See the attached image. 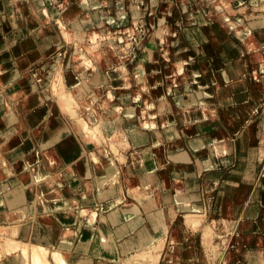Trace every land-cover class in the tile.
<instances>
[{
    "label": "rangeland",
    "instance_id": "1",
    "mask_svg": "<svg viewBox=\"0 0 264 264\" xmlns=\"http://www.w3.org/2000/svg\"><path fill=\"white\" fill-rule=\"evenodd\" d=\"M12 1L0 0V113L9 114L7 123L0 120V133L10 126L21 138L31 136L21 139L28 152L36 149L27 162L40 161L44 149L68 134L79 147L60 163L39 167V175L31 172L35 182L15 195V209H7L17 219L20 210L46 213L60 228L55 213L63 217L73 206L63 227L75 228L78 206L107 214L112 206H137L141 223L128 240L138 247L117 245V221L110 223L120 262L258 264L254 259L264 249V0ZM36 68L45 74L39 86ZM59 76L58 90H70L76 115L55 98L51 82ZM20 88L25 93L15 92ZM23 97L32 102L27 110L16 105ZM22 110L24 117L17 116ZM132 116L135 121L125 120ZM209 124L225 137L211 142L215 129ZM85 126L97 127L96 139L108 150L111 160L103 167L88 157L89 145L80 137ZM136 129L139 138L133 137ZM18 140L15 135L10 148ZM220 141L227 153L209 150ZM114 162L120 182L99 183L105 172H117ZM116 188L120 200L112 201L107 196H116ZM4 221L10 230L0 229V260L8 254L4 237L34 239L30 230L25 237V227L14 232ZM94 223H80L82 232L76 226L69 252L84 254L82 233L94 234ZM56 237L48 233L45 249L58 251ZM86 244L91 264L106 261L95 240Z\"/></svg>",
    "mask_w": 264,
    "mask_h": 264
},
{
    "label": "bare ground",
    "instance_id": "2",
    "mask_svg": "<svg viewBox=\"0 0 264 264\" xmlns=\"http://www.w3.org/2000/svg\"><path fill=\"white\" fill-rule=\"evenodd\" d=\"M56 23L58 26L62 27L61 21L58 20ZM60 34L63 36H66L68 33L66 32V30H62L60 32ZM118 37H120V36H117V38ZM37 38H38V40H42V41L47 38L44 29H42V28L37 29ZM119 39L120 38H118V40ZM114 40L115 39L112 38V41H114ZM250 45L254 46V41H250ZM250 45H249V47H250ZM256 47H257V45H256ZM249 49H252V47ZM88 62L89 61H88L87 57L82 58V63L88 64ZM55 74H57V73H55ZM60 80L61 79L59 76V78H56L55 80L53 79L51 82V87H54V91H55L54 93L56 95L55 98L58 100V103L62 107H64L70 114L72 113L71 115H73V114L76 115L75 109L73 107H71L73 101H72V95H70V90H68L66 88L63 89L62 84H61L62 89L58 90L59 84L62 83V81H60ZM73 96H74V94H73ZM55 98H53V99H55ZM85 103L88 104V100L83 101V104L86 106ZM75 119L76 120L80 119L81 123L87 124L85 122V119H83L82 117L77 116ZM36 128H37V126H36ZM84 128H85V130H84V132L81 133L80 137L83 138V140L86 141L87 144L89 145L90 149H89L88 157L92 163L96 164L97 167H100V166L103 167L104 166L103 164H105V163L108 164L111 159L107 154L108 150L103 148L104 145L101 143V141L99 139H96L97 138V132H96L97 127L96 126H85ZM12 145H13V143L10 142L7 146L11 147ZM88 145H87V147H88ZM98 146L102 147L99 149H100V152L102 153L103 156H101L100 153L98 152V149H97ZM224 146L225 145H220L218 148L220 149L222 147L224 149ZM78 147L79 146L76 144L73 137L68 134V135H65L64 138L58 142L57 146H53V147L44 149L42 159L40 161H36L33 164L29 165V168L28 167L23 168L21 171L18 172V175H16V178L13 175L14 174L13 171L10 170V167H7V168L4 167L3 170L6 171L4 173L6 174V178L8 179L10 186L6 190H4L3 193L0 195V218L4 219L9 224L11 222V225L14 229V232H15V228L17 229L20 227H22V228L25 227L26 230L23 228L25 237H27L28 233H30L29 232V230H30L31 234L33 233L32 235H33L34 241L33 242H25V241L24 242H20V241L18 242V241H15L13 239H10V237H4L3 240L5 241L6 246H8L6 249L7 252L6 251L5 252L8 254L5 256L4 259L0 260V264H91L93 256L89 255V249L90 248L86 243L88 242V244L90 245L92 240H95L97 247H100L99 249L102 251V253H104L103 255L106 257V261L105 262L101 261V263H99V264H129L128 263L129 261L126 262V258H125V260H123L126 263L119 261V258H120L119 257V251L116 249V246L114 245L115 243L113 240V236L110 233V229H111L110 217L108 215H106L105 212H103L99 208H97L96 206L87 205V206H78L77 207L76 212H77V214H79V219L78 220L76 219V220L79 223L77 225L80 228V230L82 227V226L80 227V223L83 224V223L95 222L93 224V226H95L94 234L82 233V241H83L84 246H85V252H84V254H79V255H75L72 252H69L71 250V247H70L71 243H72L75 235L77 236L74 228H72V227L64 228L62 230L63 233H62L60 239L58 241H55V243H56L55 247L58 248V251H48L47 248L45 249L43 242L46 241V238H47V235L49 232L53 231V233L55 234L57 226L55 225L56 222L54 220L49 219L48 215L45 213L42 215H38L36 217L31 215L32 218H30V219L28 218V219H25V221H23V220H20L21 218L17 219V217L14 215L15 214L14 211L11 213L10 212L7 213L3 209L4 206H6V205L12 206L11 208L15 209V204H16L14 202L15 195H17L19 190H22V192H23L24 186L28 187L29 185H31L32 183L35 182L33 177H34V175H39V167H41V168L44 166L48 167V165H50L52 163L53 164L54 163H56V164L60 163L62 161V158H66L67 156H69L70 154L75 152V150ZM56 151L58 153H56ZM56 156H61V157L58 158ZM115 156H116L115 159H117L118 154ZM120 156H119V158H120ZM30 167H31V169H30ZM31 172H33L34 175ZM42 173H43V171H41V174ZM26 175H27V177L24 178V176H26ZM3 179H4V176L1 177V180H3ZM64 190H67V189H64ZM71 209L75 210L76 207H72ZM117 211H118V208H116V207L111 208V212H117ZM127 211L131 212L132 215H130V216H132V220H129L127 222V221L123 220V218L120 217V219H121L120 227L122 226L123 229L119 227L118 229L115 230V231H117V236H121L122 234H125L126 232H128L127 229L129 226L135 227L140 221V216H139L140 210L137 206H133V207L127 209ZM52 223L55 226H53ZM128 224H129V226H128ZM76 226H75V228H76ZM90 228H91V226H90ZM0 229L4 230V232H8V234H9L10 229L8 230V228L5 226V224H0ZM14 232H13V234H16ZM81 232H82V230H81ZM11 235L12 234H10V236ZM31 239H32V237H31ZM6 246H5V248H6ZM48 246H50V245H48ZM57 248H54L53 250H55ZM135 254H136V256L134 254L132 256L139 258L138 253H135ZM132 256H130V257H132ZM260 257L263 258L264 255L263 254H262V256L260 255ZM128 258H127V260H128ZM140 259H143V258H140ZM131 260H133V257ZM135 260H137V259H135ZM140 261H142V263H143V260H140ZM142 263L139 262V264H142Z\"/></svg>",
    "mask_w": 264,
    "mask_h": 264
},
{
    "label": "crops",
    "instance_id": "3",
    "mask_svg": "<svg viewBox=\"0 0 264 264\" xmlns=\"http://www.w3.org/2000/svg\"><path fill=\"white\" fill-rule=\"evenodd\" d=\"M13 3V1L12 0H8V2H7V4H12ZM16 6V8H17V10H20L21 8H22V6L21 5H18V4H16L15 5ZM41 9H43V8H41ZM46 9V8H45ZM38 10V9H37ZM27 23L28 24H31L32 22H28V20H27ZM15 72V71H14ZM36 72L38 73V75H37V77H36V86H39V80L42 78V75L43 76H45V74H43L44 73V71H41V70H39V69H37L36 68ZM22 88H20V89H18L17 91H15V92H17V93H25L24 91H22L21 90ZM24 89L27 91H29V89H31V86H28V88L26 87L25 88V86H24ZM22 91V92H21ZM37 98V100H36V102L34 103V104H39L40 103V99H38V97H36ZM27 103H29V104H31L32 105V102L31 101H29V99H27V97H23L21 100H18V102H16V105H17V107H20V106H23V105H25V107H24V110H27ZM0 105H2V103L0 102ZM22 108V107H21ZM24 110H22L23 112L21 113H19V114H16L17 116H19V117H24V115H25V111ZM146 117H147V114H146ZM126 119H133V121H135V119L133 118V116L131 117V118H129V117H125V120ZM0 120H3L4 122L3 123H7L8 122V120H9V114L7 115V113H0ZM47 120H48V118H47ZM140 121L141 120H144V118H140L139 119ZM151 119H148V118H146V120L145 121H150ZM206 129H207V126L205 127ZM208 128L209 129H215V128H217V125H214V124H209V126H208ZM138 131L139 130H135V132H136V134H134V138H139L140 136H141V134H138ZM22 134V132H18L17 133V131L16 130H12L11 129V127L10 126H8V130L5 128L3 131H1V133H0V178L2 177V176H4V179L2 180L3 182H0V187H1V185L3 184L4 186H6L5 188H0V195L3 193V191L4 190H6L9 186H10V183H9V181H8V179L6 178V175L4 174H2V171H1V169L3 168V166H8V167H10V168H12V170L15 172V173H18L19 171H21L24 167H26L27 165H31V164H33L34 162H36V160L37 159H35V161L34 162H27V158H29V157H31L32 158V156H33V154L35 153V148L33 147V149L31 150L32 151V153H31V151L29 150V152L26 150L27 148L24 146V147H22V145H21V139H24V138H26V137H28V138H30L31 136L29 135V134H27L26 132H24V137L23 138H21V135ZM15 135H19V142L17 143V144H15V146H13V148H10V147H7V145L14 139V136ZM220 136H222V137H225V133H223V132H220L218 129H215V133L214 134H212L211 136H210V139H211V142L213 141L214 142V139H216V138H218L217 140H220L219 139V137ZM34 139L35 138H31L30 140H31V143H32V146H34L35 145V141H34ZM40 141H42L41 140V138H40V140H39V143H41ZM225 141V140H224ZM224 141H220V144H218L217 143V145H216V148H212L211 147V145H210V147L212 148H209V150L210 151H213V149L218 153V154H224V153H227L226 151L228 150V147H227V144H226V142H224ZM5 142V143H4ZM210 142V143H211ZM2 143V144H1ZM220 145H225L224 146V149L221 147L220 149L218 148ZM222 152V153H221ZM28 154H32V155H28ZM114 170H116L117 171V168H116V163L114 162V166L112 167ZM120 172L119 171H117V172H114V173H112L111 171H110V173H108V175L106 174V172H105V175H102V176H99L98 177V179H100V180H98V182L99 183H103V184H106V183H108V182H110V181H112L114 184H115V186H116V183H119L120 182V180H119V178H120V175H118ZM146 173V171H144V174ZM146 175V174H145ZM6 184V185H5ZM114 187L112 186L111 187V190L113 191L114 189H113ZM182 186H180L178 189H179V191H181L182 190ZM117 189V188H116ZM3 190V191H2ZM63 192H64V190H62ZM118 191H119V188L117 189V192H116V196H112V194L111 193H108V196L107 197H111L112 198V201H115V200H117V201H119L120 200V198H119V194L120 193H118ZM107 192H108V189L107 190H105V192H100L99 194H101V196L102 195H105V194H107ZM118 195V196H117ZM106 197V198H107ZM73 207V206H72ZM71 207V208H72ZM114 206H112L111 208H113ZM116 207V206H115ZM70 207H66L65 209H64V211H63V213L65 212V213H67V215H65V216H63V217H61L62 215H60L59 213H55V217L57 218V221L59 222V224H60V228H59V226H58V224H57V222L55 223V225L57 226V229H56V241H58L59 239H60V237H61V235H62V230L64 229V224L65 223H69L68 221L69 220H67L68 219V217L70 216V215H68V212H71V211H73L74 209H71ZM111 208H109V214H107V212H105L106 213V215H108L109 217H110V223H112L113 221H117V223H115V224H113L112 223V228H113V230H116V229H118L119 227H120V225H121V219H120V217L121 218H123V220H125V221H129V220H132V216H130V215H132L131 214V212L129 211H127V210H124V209H120L119 207V209H118V211L117 212H111ZM4 211L5 212H7V213H9V212H11L9 209L7 210V207L6 206H4ZM22 210H20V214L18 215V219H20V220H23V221H25V219L27 218V215H22ZM42 214H44V213H41V215ZM141 214V211L139 212V215ZM34 216V214H28V217L30 218V217H32V216ZM114 217V218H113ZM134 217V216H133ZM117 218V219H116ZM71 221V220H70ZM7 225H11V222H10V224L8 223V222H5ZM120 223V224H119ZM140 223H141V221H139V223L135 226V227H131V226H129V224H128V235H124V236H119L118 237V240L120 241V243L118 242L117 243V245H121V248L122 249H124V247H127V248H136V247H138V246H135V243H133V240H132V242H130L129 240H128V236H129V234L130 233H132V232H135L137 229L136 228H138L139 226H140ZM9 229H10V227H8ZM74 228V227H73ZM75 229V228H74ZM78 229H75V231H77ZM151 231L152 232H154V226L151 228ZM60 233V234H59ZM77 233V232H76ZM33 234V233H32ZM31 234V235H32ZM59 234V235H58ZM22 235H23V232H21V237H22ZM20 237V238H21ZM31 237H33V235L31 236ZM116 238V237H115ZM31 239V238H30ZM32 240V239H31ZM34 241V240H33ZM149 241V240H148ZM147 241V248L148 247H150V244H148L149 242ZM28 242H32V241H28ZM256 244V243H255ZM116 245V246H117ZM121 248H119V249H121ZM119 249H118V251H119ZM80 250H81V252H83L84 251V248H82V246H81V248H80ZM125 251H126V249H125ZM259 251H260V253H262L263 255H264V249H259ZM261 254V255H262ZM100 260H102V259H100ZM255 260V262L256 263H258V264H264V257L262 258V257H258V258H255L254 259Z\"/></svg>",
    "mask_w": 264,
    "mask_h": 264
}]
</instances>
